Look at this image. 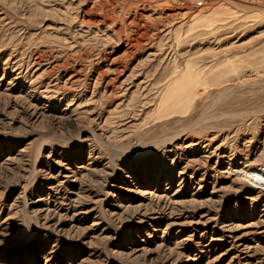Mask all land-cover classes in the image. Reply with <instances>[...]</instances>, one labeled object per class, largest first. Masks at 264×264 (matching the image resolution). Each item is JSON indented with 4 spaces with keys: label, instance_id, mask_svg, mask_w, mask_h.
Here are the masks:
<instances>
[{
    "label": "rangeland",
    "instance_id": "1",
    "mask_svg": "<svg viewBox=\"0 0 264 264\" xmlns=\"http://www.w3.org/2000/svg\"><path fill=\"white\" fill-rule=\"evenodd\" d=\"M0 264H264V0H0Z\"/></svg>",
    "mask_w": 264,
    "mask_h": 264
},
{
    "label": "bare ground",
    "instance_id": "2",
    "mask_svg": "<svg viewBox=\"0 0 264 264\" xmlns=\"http://www.w3.org/2000/svg\"><path fill=\"white\" fill-rule=\"evenodd\" d=\"M137 41H138V40H137ZM189 69H191V68L189 67ZM183 71H185V70H183ZM191 71H192V70H191ZM193 73H194V72H193ZM185 74H186V73H185ZM185 74H183V75H185ZM190 74H191V73H190ZM190 74H189V75H190ZM191 75H193V74H191ZM187 77H188V76H187ZM193 77H194V76H193ZM187 79H188V78H187ZM169 90H170V89H169ZM175 140H176V139H175ZM169 142H170V141H169ZM172 142H173V141H172ZM162 146H163V145H162ZM255 171H256V170H252V171H251V172H252L251 174L254 175ZM249 174H250V173H249ZM249 174H248V175H249ZM248 175H247V177H248ZM260 180H261V179L259 178L257 181H260Z\"/></svg>",
    "mask_w": 264,
    "mask_h": 264
}]
</instances>
